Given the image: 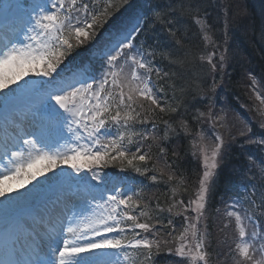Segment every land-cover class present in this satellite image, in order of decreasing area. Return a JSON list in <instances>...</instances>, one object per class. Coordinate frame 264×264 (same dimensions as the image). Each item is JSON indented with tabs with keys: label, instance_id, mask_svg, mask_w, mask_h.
<instances>
[{
	"label": "snow or ice",
	"instance_id": "snow-or-ice-1",
	"mask_svg": "<svg viewBox=\"0 0 264 264\" xmlns=\"http://www.w3.org/2000/svg\"><path fill=\"white\" fill-rule=\"evenodd\" d=\"M127 3L128 0H39L20 30L0 41V97L19 102L14 125L22 133L19 136L22 147L5 145L3 155L12 165L5 178L26 176L29 182L36 180L32 169L45 161L46 170L53 173L16 196L0 188V202L13 201L25 209L4 228L7 259L0 264H121L118 259L99 258V253L109 250L123 253L126 259L128 250H135L142 256L139 264H151L162 247L181 257L177 264H210L211 245L197 225L205 217L207 195L214 185L213 170L223 156L225 141L218 132L215 143L210 144L211 156L207 153L203 156L204 171L195 199L190 198L187 204L183 200L171 203L166 209L170 214L167 224L160 215L165 208L157 204L153 210L157 214L150 215L149 205L141 203L135 190L131 194L95 193L96 186L105 183L97 165L107 166L115 159L130 156V165L134 160L144 162L143 168H135L141 175L154 171L149 165L151 155L143 150V141L156 137L136 126L150 122L155 129L157 121L168 125L160 114L177 111L166 100L162 103L157 95L165 89L158 85L154 88L152 77L162 79L167 74L162 75L154 67L156 52L149 51L146 41L141 42L146 29L139 20L120 22L100 35L99 30ZM3 7L12 11L20 5L5 3ZM160 17L161 12L157 11L156 18ZM86 44H92L86 55L72 56ZM217 51L218 60L212 59L216 51L207 60L213 72L222 71L227 61V49L220 50L217 46ZM39 64L45 65L43 71L33 73L39 82L25 80ZM18 80L23 83L18 84ZM9 83L16 87L10 89ZM46 83L51 87H46ZM216 87L214 81L211 90ZM256 99L264 104V93H257ZM205 116L204 111H199L195 119L199 122ZM49 117L56 122L55 137L51 129L45 135V120ZM207 119L212 120L215 129L217 121H223L225 115L208 112ZM260 127L264 129V121ZM250 132L251 128L245 125L240 135ZM204 140L202 132L199 142ZM61 141L67 142L68 151L59 150ZM247 142L264 144V133L261 139L249 136ZM160 152L163 155L164 149ZM81 158L91 163H75ZM60 164H67L75 176L66 177L62 169L55 172ZM84 169L95 184L86 186V194L74 200L64 184L76 179ZM150 179L156 182L158 177L152 175ZM173 179L174 174L169 173L168 181ZM171 191L175 195V188ZM237 207L239 204L234 201L226 212L228 217H235L241 241L230 249L234 253L232 258L236 264H264V229L256 231L258 218L254 219L256 209L264 208V196L259 204L250 200L243 215L235 210ZM189 211L195 212V217L189 216ZM173 214L183 216L181 230L172 227ZM228 227L225 223L224 228ZM168 228L172 229L167 232L171 239L165 238L161 231Z\"/></svg>",
	"mask_w": 264,
	"mask_h": 264
},
{
	"label": "bare ground",
	"instance_id": "bare-ground-1",
	"mask_svg": "<svg viewBox=\"0 0 264 264\" xmlns=\"http://www.w3.org/2000/svg\"><path fill=\"white\" fill-rule=\"evenodd\" d=\"M151 1L159 4L161 6V13L165 15L162 28L171 25L174 21L181 26L180 34L178 36H173L162 49V57L165 62V73L167 74L166 78L161 83V87L165 89L164 93H160L162 103L166 100L170 105H173L174 100L171 99L172 95L170 93L169 81L177 79L171 75V72L177 74L181 68L186 67V65L180 60V55L183 50L192 47H200L204 41L210 42L215 45L216 48L219 46L220 50L228 49L232 44H238L243 47L248 41L246 39L254 35L258 28L260 31H264V7L261 8L260 6V2L264 0H239L243 1V5L247 11L244 16H240L235 9L237 0H213V3L211 5L206 4L207 7L205 8L204 6H200L202 0H190V6L196 8L195 12L203 13L208 7L215 8L214 12L208 15L205 14L199 20L201 23H197V21L192 23L187 16H179L176 20L175 18L173 19L172 17L175 15V10L171 0H163L161 2L159 0ZM169 21H171V23H169ZM107 25L108 24L99 31L102 32ZM252 28H254V32H252ZM154 36V33H148L146 37L154 38ZM205 37H207V39H205ZM251 55V67H249L250 61L247 57H239L232 59L234 64L239 62L235 65V69L227 70L223 68L222 71L217 70L216 72H213L212 70L197 72L192 77H184L183 82V92L186 95H189L192 91L196 92L202 84L212 85L214 81L217 84L215 90L235 85L244 91L243 95L233 94L230 97L221 96L215 98V95H213L214 100L212 107H210L216 114H233L239 120L237 124H231L226 131L224 138V149L230 150V148H233L239 153H241V147L232 139L240 134V131L244 129L245 125L251 128V134H261L264 132V129L260 127V123L264 121V104H261L262 112L260 113L251 105H242L240 101L244 96L255 97V94L258 93V86L262 80L258 75L264 74L261 70L258 71L259 66H261L260 57L263 55V49L260 47L252 48ZM242 61H246L245 70L242 66H238ZM176 109L177 111L175 112H169L167 114L161 113L160 115L166 116L170 119L179 118L181 117V110H179L178 107H176ZM196 126L197 125H192L193 128H196ZM208 128V125L205 124L203 127L199 128V132L205 131ZM189 134L191 136L188 137V141L191 145V143L194 142L196 135L194 133ZM143 150L147 151L152 157L151 161H149V165L154 167L155 170L150 171L149 173L153 174L162 167V154L159 152L157 146L152 143L144 144ZM189 150L191 152L190 148ZM170 153L171 151H168L166 155L168 156ZM173 153L174 152L172 151V154ZM244 159L247 160V164H242ZM238 165H240V167L246 166L247 168H256L259 166L254 164L252 157L245 156L243 153L240 154ZM231 167V172L234 174L232 177L235 179V183H233V191L235 192L236 197H242L249 201L255 199L259 204L261 197L264 196V171L260 170L258 167L254 177H244L241 180H237L235 172L240 169L233 166ZM166 168L171 172L174 169L171 165H167ZM38 174L41 175V173ZM46 176L47 175L44 173L40 177L36 176L35 183L37 181H43ZM13 183L14 182L11 181L9 185ZM230 200L231 198L227 197L222 199L221 202L224 205H228Z\"/></svg>",
	"mask_w": 264,
	"mask_h": 264
},
{
	"label": "trees",
	"instance_id": "trees-1",
	"mask_svg": "<svg viewBox=\"0 0 264 264\" xmlns=\"http://www.w3.org/2000/svg\"><path fill=\"white\" fill-rule=\"evenodd\" d=\"M213 3V0H202L201 7L206 6V4L211 5ZM261 8L264 7V1L260 2ZM209 8V7H208ZM206 8V9H208ZM236 11H238L240 16L246 15L247 11L243 5V1H236ZM174 10L178 12L179 15H186L190 11H195V7H190V0H177L174 4ZM181 28V27H180ZM252 32H254V28H252ZM246 42L245 46H241L238 44L232 45V56H229L228 58H239V57H247L250 61L249 67H251L252 62V55L251 50L252 48L260 47L263 49V55L260 57V65L259 70L264 73V31H260L259 28L257 32L250 36ZM151 45L154 47L155 50H157L158 46L155 44L154 41L150 42ZM162 52V50H161ZM188 49H185V52L180 55V60L182 63L186 65L185 68H181L177 74L171 72V75L176 77L177 79L170 82V85L172 86L171 92V99L174 100L173 105L175 107H178L179 110H181V120L172 122L170 125L177 131L178 133H181V142H182V149L179 157H176V155L172 154V144H170L171 153L168 155V163L169 166L171 165L174 169L172 174H174V181H168V174L167 170L162 166L161 169L167 174L164 178L163 182H158L155 184V186H151L152 190L151 192L154 193L153 197L149 201V210L150 215L157 214L155 210L156 205L159 204L161 207L165 208L164 212V220H167L169 217V213L166 211L167 207L171 204L170 200L174 197L171 189L175 188V195L177 194L179 196V199H183L185 197H188L191 193L192 188H194L199 180V171H201V165L198 162V160L194 159V157H190V150L191 147L188 141V137L191 136L189 133H194L195 135H198L199 128L203 127V119L201 121H197L195 119L196 111H202V107H205V109L210 108V97L212 95V90L209 86L202 84V86L197 89V91H192L189 95H186L183 92V82L184 77L190 76L192 77L197 72H206L204 69V66L200 64L197 60V54L194 53H187ZM70 58V57H69ZM68 58V59H69ZM239 61V60H238ZM239 63V62H238ZM238 63L227 61L228 70L235 69V65ZM239 67L242 66V68L245 70L246 68V61L240 62L238 65ZM261 80V85L264 87V74L258 75ZM159 86H161V81H159ZM264 89V88H263ZM230 91L233 93L243 95L244 91L241 90L239 87L232 85L230 86ZM202 98V99H199ZM166 117V116H163ZM168 118V117H166ZM191 119V123L188 125L189 120ZM173 120V119H169ZM192 125H197L196 128H193ZM186 126V130H185ZM188 130V131H187ZM189 136H188V134ZM167 133V135H166ZM264 133V132H263ZM262 134V133H261ZM261 134H254L255 139H261ZM173 133H169L168 129H164V137L169 139V137H172ZM238 138L241 140H244L245 143H239L241 147V153L236 152L233 148H230L229 152L226 154L225 158L223 159L222 163L219 166V170L216 177V188H228L233 183H235V179L232 177L234 174L231 172V166L237 167L240 170L236 171L237 180H241L244 177H254L256 175V169L259 167L260 170H264V144H247V138L248 136H241L238 135ZM176 140V139H175ZM189 148H188V147ZM244 154L245 156H250L253 159V162L255 165H259L256 168H247L246 166L240 167L238 165V160L240 159V154ZM231 161V162H229ZM242 164H247V160L244 159ZM166 166V164H164ZM231 165V166H230ZM164 173V175H165ZM172 219L174 220V216L172 215ZM224 257V263L223 264H229L227 257L223 255Z\"/></svg>",
	"mask_w": 264,
	"mask_h": 264
},
{
	"label": "rangeland",
	"instance_id": "rangeland-1",
	"mask_svg": "<svg viewBox=\"0 0 264 264\" xmlns=\"http://www.w3.org/2000/svg\"><path fill=\"white\" fill-rule=\"evenodd\" d=\"M262 93H264V92H262ZM252 99H253V97H252ZM251 100V99H250ZM248 105H249V103H247ZM252 107H254L255 108V110L256 111H258V112H262V108H261V104H260V102L256 99V94H255V97H254V104H252L251 105ZM202 111H204L205 112V114H206V116L205 117H207V113L208 112H212L213 113V110L210 108H207V109H205V107H202ZM1 114V113H0ZM232 118H233V114H231V115H225V119L223 120V121H217V123H218V125H219V127H220V129H219V134H221L222 136H223V138H225V136H224V132L226 133V129L228 130L229 129V127H230V123L229 122H231V120H232ZM221 125H223V126H221ZM47 133H48V129H47V127H45V135H47ZM67 133L65 132V135H66ZM252 137V136H251ZM253 138V137H252ZM209 140L211 141H208L207 139H205L204 140V142L203 143H200L199 142V136L195 139V143L193 144V151H194V155H195V159L196 160H198V162L200 163V165H201V169L204 171V167H203V163H202V159H203V156H204V154L205 153H207V155L210 157L211 156V148H210V144L211 143H215V140L214 139H210L209 138ZM246 141H248V138H247V140ZM81 143H83V141H81ZM247 144H249L248 142H247ZM58 147H59V150L61 151V152H65V151H68V147H67V142H66V144H62L61 142H60V144L58 145ZM222 161H223V156H222V158L221 159H219V164H218V167L220 166V164L222 163ZM47 162L45 161L44 163H41V164H38L35 168H33L32 169V173L33 174H35V176H42V175H39L38 173H41V172H48L46 169H47ZM61 166V164L59 165V167ZM217 167V168H218ZM57 170H59L58 168H56ZM56 169H55V171H56ZM216 170V169H215ZM215 170H213V171H215ZM5 179H7V178H0V181H4ZM21 179V181H22V186L24 185V186H32V184H34L35 183V180H33V181H31V182H29L28 181V178L25 176V177H22V178H20ZM0 188H3L5 191H6V193L8 194V195H11V196H16L17 195V193H15V194H11V193H9V192H13V189L8 185H4L3 183H0ZM224 188H226V187H224ZM10 203H13V201H9L8 202V204H10ZM257 229V228H256ZM257 231L259 232V231H261V229L260 228H258L257 229ZM259 246V245H258Z\"/></svg>",
	"mask_w": 264,
	"mask_h": 264
}]
</instances>
